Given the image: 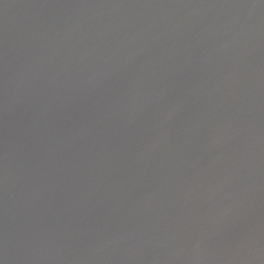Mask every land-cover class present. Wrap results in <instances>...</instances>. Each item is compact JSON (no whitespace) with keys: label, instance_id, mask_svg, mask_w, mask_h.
Listing matches in <instances>:
<instances>
[{"label":"water","instance_id":"95a60500","mask_svg":"<svg viewBox=\"0 0 264 264\" xmlns=\"http://www.w3.org/2000/svg\"><path fill=\"white\" fill-rule=\"evenodd\" d=\"M0 264H264V0H0Z\"/></svg>","mask_w":264,"mask_h":264}]
</instances>
